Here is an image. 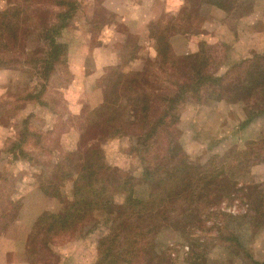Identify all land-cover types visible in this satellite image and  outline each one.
Listing matches in <instances>:
<instances>
[{"label":"rangeland","instance_id":"obj_1","mask_svg":"<svg viewBox=\"0 0 264 264\" xmlns=\"http://www.w3.org/2000/svg\"><path fill=\"white\" fill-rule=\"evenodd\" d=\"M69 2L76 7L52 37L67 47L66 55L45 73L41 63L50 50V29L60 25L59 13L70 11ZM9 5L35 18L22 30L14 27L20 40L10 37L15 31H0V58L12 61L0 66V206L18 201L19 215L26 196L37 191L52 201L54 214L64 213L75 200L78 177L76 171L67 179L66 166L99 148L113 172L135 176L134 198L148 203L160 192L143 180V162L133 153L134 114L117 117L121 127L104 132L96 125L111 68L124 76L147 70L162 83L153 35L163 32L180 64H198L203 51L208 70L223 75L228 89L238 79L249 81L247 71L256 73L257 94L249 101L220 100L210 97L215 87L204 89L202 100L183 104L176 134L183 152L196 167L220 175L201 201L187 199L191 213L175 207L185 216L178 210L174 224L149 236L155 238L149 255L154 264L264 263V0H0V12ZM235 63L241 64L238 70ZM122 127L127 134H119ZM12 147L26 157L14 161ZM124 199L118 194L114 202ZM108 213L93 216L97 227L90 234L61 238L45 234L37 220L29 264H94L97 242L110 227L102 221L113 219ZM139 262L150 264L146 258Z\"/></svg>","mask_w":264,"mask_h":264},{"label":"trees","instance_id":"obj_2","mask_svg":"<svg viewBox=\"0 0 264 264\" xmlns=\"http://www.w3.org/2000/svg\"><path fill=\"white\" fill-rule=\"evenodd\" d=\"M59 4L61 2L58 6ZM67 6L70 7V11L58 15L60 25L50 29L52 31L50 50L45 61L41 63L45 73L52 70L60 61L62 54L66 55L67 47L52 37L63 29L76 3L69 2ZM11 10L13 8L9 5L5 11L0 12V31H15L10 37L16 41L17 38L20 40L18 30H22L23 25L29 24L35 17L25 13L20 6L15 7L13 12ZM155 27L157 23H153L152 31H157ZM153 39L162 60V73L165 75L164 78H159L162 83H156L153 77L148 75L150 71L147 70L140 74L124 76V73H116L118 71L116 67L111 68L107 73L110 74L108 75L110 85L108 90H104L105 100L98 112L100 122L96 127L101 128L103 132L109 128L121 127L116 118L119 116L126 118L134 114L131 124L134 125L136 132L129 135L136 141L133 153L143 162L141 173L143 180L156 183L160 187V192L148 203L134 198L133 189L137 185L135 176L122 171L113 172L104 164L103 150L99 148L85 154L80 164L76 163L70 168L66 166L67 179L73 177V172L77 171L75 174H78V177L73 178L75 200L68 203L70 207L62 214L44 213L37 221L40 230L45 226V234L60 235L57 238H61L71 232L90 234L97 227L96 224L92 225L93 216L97 213H105L108 216V212H111L113 219L102 221L109 222L110 227L108 234L97 242V257L94 264H140L139 260L142 261L144 258L150 264H154L148 248H151L155 238L149 236L157 227L163 228L174 224L171 216L178 214L179 210L174 209L175 207L181 206L186 213L187 211L191 213L187 199L195 196L201 201L204 192L220 175L218 171L209 172L205 171L203 166L196 167L188 161L186 153L183 152L176 135L177 126L182 118L183 104L202 100L204 96L201 94L204 89L215 87H218L214 90L216 95L210 94V97L214 96L220 100L249 101L257 94L256 73L247 71L249 81L245 82L246 78L238 79L235 81L236 84L228 89L223 75L213 76L208 70L205 60L207 56H203V51L197 56L198 64L191 61L180 64L178 60L181 59L172 54L163 32L154 34ZM11 62L10 59L0 58L2 67ZM240 65L235 63L232 68L238 70ZM117 131L119 134H127L125 127ZM10 153L14 161L26 157L25 152L17 151L16 147H12ZM251 156L253 155L245 157ZM242 165L244 166L243 162ZM193 167L203 171L195 173ZM118 194L125 196L124 202L120 205L114 202V197ZM19 206L18 201L16 203L7 201L0 206L2 211L0 234H3L17 218ZM179 212L180 216H185L180 210ZM30 246L28 244V256L31 255Z\"/></svg>","mask_w":264,"mask_h":264},{"label":"crops","instance_id":"obj_3","mask_svg":"<svg viewBox=\"0 0 264 264\" xmlns=\"http://www.w3.org/2000/svg\"><path fill=\"white\" fill-rule=\"evenodd\" d=\"M34 196L36 201H33ZM53 205L37 191L26 196L17 222L9 226L0 238V264H29L27 248L32 227L44 212L55 213Z\"/></svg>","mask_w":264,"mask_h":264}]
</instances>
